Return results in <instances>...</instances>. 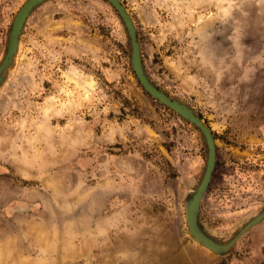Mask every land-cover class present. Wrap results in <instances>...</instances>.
I'll return each mask as SVG.
<instances>
[{
  "label": "rangeland",
  "instance_id": "374dc122",
  "mask_svg": "<svg viewBox=\"0 0 264 264\" xmlns=\"http://www.w3.org/2000/svg\"><path fill=\"white\" fill-rule=\"evenodd\" d=\"M28 1L0 0V264H264V0H118L132 28L41 0L14 33Z\"/></svg>",
  "mask_w": 264,
  "mask_h": 264
},
{
  "label": "water",
  "instance_id": "95a60500",
  "mask_svg": "<svg viewBox=\"0 0 264 264\" xmlns=\"http://www.w3.org/2000/svg\"><path fill=\"white\" fill-rule=\"evenodd\" d=\"M39 1L41 0H29L21 9L20 14L22 11H24V14L20 17V14H18L17 19H16V24H15V29H14V33H16L21 25V23L23 22L24 18L26 17L28 11L35 5L37 4ZM116 6H118V8L123 12L126 20L128 21L129 25L132 28V22L129 18V16L126 14V12L124 11L123 6L119 3L118 0H112ZM134 60H135V68L140 76L141 81L143 82V84L145 85V87L155 96H157L158 98H160L161 100H163L164 102L170 104L171 106L175 107L176 109L184 112L185 114H188V112L182 108V106H180L179 104L172 102L171 100H169L165 95H163L160 91H158L145 77L143 71H142V67H141V58H140V51H139V47L137 44L134 45ZM214 157H215V150H214V144L213 141H211V162H210V166L209 169L205 175V178L200 186V188L198 189V192L192 202V205L190 206V210H189V215H188V222L190 225V228L192 230V232H194V234H196L197 238L199 240H203V242H205L206 244L210 245V242L207 241L206 239L203 238V236L199 233L197 226H196V212L198 210L199 207V203L201 201L202 195L205 191L206 185L209 182L210 178H211V172L212 169L214 167ZM200 193V194H199ZM198 198V199H197Z\"/></svg>",
  "mask_w": 264,
  "mask_h": 264
},
{
  "label": "bare ground",
  "instance_id": "6f19581e",
  "mask_svg": "<svg viewBox=\"0 0 264 264\" xmlns=\"http://www.w3.org/2000/svg\"><path fill=\"white\" fill-rule=\"evenodd\" d=\"M24 11H25V10H24ZM24 11H22L21 14L19 13V14H20V17H19V18H21V16L24 14ZM199 194H200V193H199ZM197 199H198V198H197Z\"/></svg>",
  "mask_w": 264,
  "mask_h": 264
}]
</instances>
